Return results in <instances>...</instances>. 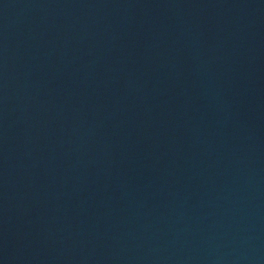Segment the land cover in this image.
Here are the masks:
<instances>
[{
  "label": "water",
  "instance_id": "obj_1",
  "mask_svg": "<svg viewBox=\"0 0 264 264\" xmlns=\"http://www.w3.org/2000/svg\"><path fill=\"white\" fill-rule=\"evenodd\" d=\"M0 264H264V0H0Z\"/></svg>",
  "mask_w": 264,
  "mask_h": 264
}]
</instances>
